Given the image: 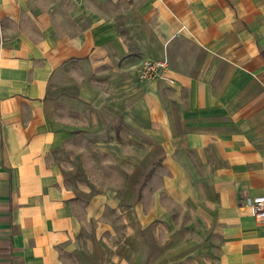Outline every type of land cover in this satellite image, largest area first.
<instances>
[{"label":"crops","instance_id":"obj_1","mask_svg":"<svg viewBox=\"0 0 264 264\" xmlns=\"http://www.w3.org/2000/svg\"><path fill=\"white\" fill-rule=\"evenodd\" d=\"M163 58L162 79L136 80ZM130 117L155 141L146 177L169 167L171 227L155 207L131 228L125 206L114 246L113 193L66 157L112 150ZM255 196L264 0H0V264H264Z\"/></svg>","mask_w":264,"mask_h":264},{"label":"rangeland","instance_id":"obj_2","mask_svg":"<svg viewBox=\"0 0 264 264\" xmlns=\"http://www.w3.org/2000/svg\"><path fill=\"white\" fill-rule=\"evenodd\" d=\"M141 125L138 123V117H130L128 139L125 138L127 135L125 125L123 133L115 130L112 150L109 147V140H97L98 149L93 148L94 141L92 140L90 141L92 151L87 150V153L83 152L82 155L66 157L68 160H72L78 169L74 172L76 178L91 186L92 189H95L94 191H110L113 193V224L116 231L113 238L114 246H119L121 241V229L123 227L121 215L122 212H125V206H129L131 212V221L129 222L131 228L137 229L139 227L138 211L152 216L155 207L163 212L162 216H157L158 219L162 217L163 220H159L161 224L166 228L171 227L169 226V219L171 218L170 209L172 206L167 198L169 167L167 165L157 166L146 177L150 167L159 157L154 154L155 141L153 138L143 139L140 137L143 133L140 128ZM150 135L152 136V134ZM121 136H124V138ZM87 143L89 142L87 141ZM105 144L108 147L101 150V147H104ZM71 151L76 152L79 150L74 148ZM79 168L82 170L79 171ZM154 196L161 197L159 203L153 200ZM127 202L128 204H126ZM140 204L142 206L141 210L138 209ZM158 219L156 220L158 221ZM151 220V225L148 227L150 230L153 227L152 223H154L153 219ZM180 222H185L184 217ZM179 231L185 236L184 227H180ZM197 232L201 233V230L199 228L195 229V233ZM195 237L200 238L196 234Z\"/></svg>","mask_w":264,"mask_h":264},{"label":"built area","instance_id":"obj_3","mask_svg":"<svg viewBox=\"0 0 264 264\" xmlns=\"http://www.w3.org/2000/svg\"><path fill=\"white\" fill-rule=\"evenodd\" d=\"M167 69V59L144 60L136 69V80L139 82L154 81L163 78ZM170 82V81H169ZM249 213L258 221H264V196H255L247 203Z\"/></svg>","mask_w":264,"mask_h":264}]
</instances>
